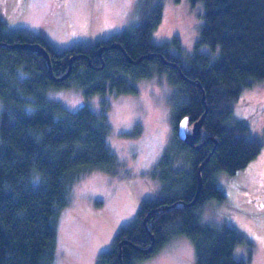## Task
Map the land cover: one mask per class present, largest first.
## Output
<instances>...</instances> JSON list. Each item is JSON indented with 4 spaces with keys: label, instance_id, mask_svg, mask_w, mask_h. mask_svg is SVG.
<instances>
[{
    "label": "trees",
    "instance_id": "obj_1",
    "mask_svg": "<svg viewBox=\"0 0 264 264\" xmlns=\"http://www.w3.org/2000/svg\"><path fill=\"white\" fill-rule=\"evenodd\" d=\"M202 1L201 44L214 50L219 47L220 53L213 59L206 52H196L191 65L172 53L168 43L153 41L163 17L159 1L144 11L139 24L113 37L122 47L103 53L98 46L59 52L40 36L6 31V22L0 19V97L5 106L0 113V264H52L57 254L58 214L68 203L72 181L91 169L112 172L118 165L108 140L107 112L96 113L88 105L70 110L50 100L47 89L78 85L86 97L135 92L137 87L129 78L155 73L167 74L187 97L176 111L175 141L163 159L164 175L169 177L174 162L170 154L189 156L186 189L144 201L136 220L116 235L113 248L100 253L98 264H136L181 234L194 240L197 264H247L235 255L237 245L246 242L238 227L230 221L205 223L197 210L208 199H225L215 180L217 172L236 173L264 146L249 126L233 117V103L242 91L253 80H264V0ZM16 42L43 44L55 76L67 73L74 57L70 74L54 80L48 57L15 48ZM128 56L142 59L133 63ZM205 111L203 131L205 138H211L196 149L179 137V126L186 115L193 125ZM207 157L200 198L195 205H185L196 194L198 169ZM153 239L155 244L148 250ZM123 241L127 242L121 246Z\"/></svg>",
    "mask_w": 264,
    "mask_h": 264
},
{
    "label": "rangeland",
    "instance_id": "obj_2",
    "mask_svg": "<svg viewBox=\"0 0 264 264\" xmlns=\"http://www.w3.org/2000/svg\"><path fill=\"white\" fill-rule=\"evenodd\" d=\"M157 1L163 5V17L152 34L155 43H168L186 65H191L196 52H206L213 59L219 55V47L214 50L201 44L202 0H0V19L6 22V31L40 36L63 52L123 34L139 24L144 11ZM128 81L137 91H108L91 97L78 85L51 86L46 91L50 100L70 110L83 105L96 113L105 110L109 144L118 159L112 172L94 168L72 181L68 203L58 214L57 254L52 264H98L100 253L113 248L116 235L136 220L144 201L186 189L189 156L170 154L174 164L170 163L173 176L169 177L164 175L163 159L175 141L176 111L187 97L165 73ZM4 107L0 97V113ZM233 108L234 120L249 126L264 143V80H253ZM215 180L226 197L208 199L197 210L201 220L213 225L234 223L246 239L237 245L236 257L247 264H264V146L245 168L234 174L219 171ZM196 260L194 240L181 234L136 264H197Z\"/></svg>",
    "mask_w": 264,
    "mask_h": 264
},
{
    "label": "water",
    "instance_id": "obj_3",
    "mask_svg": "<svg viewBox=\"0 0 264 264\" xmlns=\"http://www.w3.org/2000/svg\"><path fill=\"white\" fill-rule=\"evenodd\" d=\"M13 47H15V48L18 47V48H22V49H29L31 51H37L40 54L46 55L48 57V61L50 64L51 76L54 80L60 81L62 79H65L71 72L72 61H73L74 57L71 58L70 67H69L68 72L62 76H55L52 72L51 60L49 57L48 50L46 49V47L43 44H41L39 42H16L13 44ZM110 47H122V46L119 43H114L113 45H110ZM101 50H102V48H100L99 52H101ZM153 56H154V54L148 55V57H153ZM129 59L133 63H138L139 61H141L142 58H140L138 60H133L131 57H129ZM189 80L193 82V80H191V79H189ZM206 112L207 111L204 112V114L200 118V120L195 121L194 126H193V132L191 134L187 131V128H186L187 118H184L183 121L181 122L180 126H179V133H178L179 137L183 141H185L189 146L196 148V149L201 148V146L203 145V143L197 144V139L200 137V135L202 133V127H203ZM208 159H209V157H207L199 166V169H198L199 183H198V188H197L196 194H195L194 198L190 202H186L185 205H188V206L195 205L197 203V201L199 200L202 185H203L202 169H203V167H204V165ZM126 242L127 241H123L120 245L122 246ZM154 244H155V242L153 239V243L148 248V250H151L153 248ZM120 255H121V253H120Z\"/></svg>",
    "mask_w": 264,
    "mask_h": 264
},
{
    "label": "flooded vegetation",
    "instance_id": "obj_4",
    "mask_svg": "<svg viewBox=\"0 0 264 264\" xmlns=\"http://www.w3.org/2000/svg\"><path fill=\"white\" fill-rule=\"evenodd\" d=\"M114 43H119V42H117V41H115V40H113V38H110V39H108V40H104V41H100V42H98L96 45H94V46H98V47H100V48H102V50H101V52L100 53H103L105 50H107V49H109L110 50V48H115V47H110V45H113ZM100 48H99V51H100ZM184 118H187V122H186V128L188 129V128H190L191 130H187L190 134L193 132L192 131V128H193V126H194V124L192 125L190 122H191V120H190V116L189 115H186ZM183 118V119H184ZM183 121V120H182ZM181 121V122H182ZM181 124V123H180ZM206 136H205V134H204V131H203V127H202V133H201V135H200V137L197 139V144H200V143H203V145L202 146H204L206 143H207V141H208V139H210L211 137H209V138H205ZM201 146V147H202Z\"/></svg>",
    "mask_w": 264,
    "mask_h": 264
},
{
    "label": "bare ground",
    "instance_id": "obj_5",
    "mask_svg": "<svg viewBox=\"0 0 264 264\" xmlns=\"http://www.w3.org/2000/svg\"><path fill=\"white\" fill-rule=\"evenodd\" d=\"M131 62V61H130ZM171 62V61H170ZM170 64H172V63H170ZM179 68V67H178ZM182 74V73H181ZM188 81V80H187Z\"/></svg>",
    "mask_w": 264,
    "mask_h": 264
}]
</instances>
